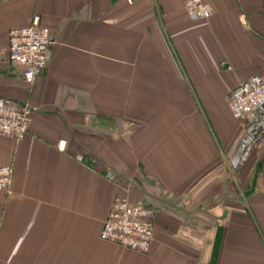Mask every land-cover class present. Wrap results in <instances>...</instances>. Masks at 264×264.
<instances>
[{
  "label": "crops",
  "instance_id": "1",
  "mask_svg": "<svg viewBox=\"0 0 264 264\" xmlns=\"http://www.w3.org/2000/svg\"><path fill=\"white\" fill-rule=\"evenodd\" d=\"M187 1L0 0V105L34 109L0 135V264H264V114L228 106L264 75V0H201L200 21ZM35 17L51 44L27 83L9 34ZM122 196L154 212L147 254L101 238Z\"/></svg>",
  "mask_w": 264,
  "mask_h": 264
},
{
  "label": "built area",
  "instance_id": "2",
  "mask_svg": "<svg viewBox=\"0 0 264 264\" xmlns=\"http://www.w3.org/2000/svg\"><path fill=\"white\" fill-rule=\"evenodd\" d=\"M146 0H127L138 3ZM186 11L192 21L207 19L212 10L201 0H188ZM51 33L35 17L30 26L11 30L8 44V61L20 69L25 82L33 83L46 69ZM228 106L239 122L250 116L264 114V75H254L238 85L228 97ZM34 109L0 105V135L23 140L30 130ZM14 177V166H0V191L8 192ZM103 241L116 244L125 250L147 254L154 241V212L143 200L131 202L128 196L115 200L104 223Z\"/></svg>",
  "mask_w": 264,
  "mask_h": 264
},
{
  "label": "trees",
  "instance_id": "3",
  "mask_svg": "<svg viewBox=\"0 0 264 264\" xmlns=\"http://www.w3.org/2000/svg\"><path fill=\"white\" fill-rule=\"evenodd\" d=\"M29 133V132H28ZM1 136H3V135H1ZM3 137H7V138H11V137H8V136H3ZM13 139V138H12ZM251 191H252V187L251 186H249V188L247 189V195L249 196L250 194H251ZM250 212L249 211H247V209H245V214H249ZM116 245V244H115ZM118 246V245H117ZM118 247H120V246H118ZM121 249H123L122 247H120ZM125 250V249H124Z\"/></svg>",
  "mask_w": 264,
  "mask_h": 264
},
{
  "label": "rangeland",
  "instance_id": "4",
  "mask_svg": "<svg viewBox=\"0 0 264 264\" xmlns=\"http://www.w3.org/2000/svg\"><path fill=\"white\" fill-rule=\"evenodd\" d=\"M145 200V199H144Z\"/></svg>",
  "mask_w": 264,
  "mask_h": 264
}]
</instances>
